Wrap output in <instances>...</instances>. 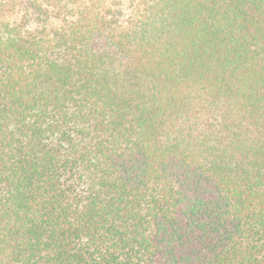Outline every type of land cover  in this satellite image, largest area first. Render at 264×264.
Instances as JSON below:
<instances>
[{
    "label": "trees",
    "instance_id": "obj_1",
    "mask_svg": "<svg viewBox=\"0 0 264 264\" xmlns=\"http://www.w3.org/2000/svg\"><path fill=\"white\" fill-rule=\"evenodd\" d=\"M0 264H264V0H0Z\"/></svg>",
    "mask_w": 264,
    "mask_h": 264
}]
</instances>
